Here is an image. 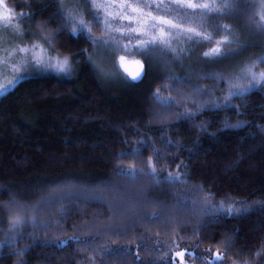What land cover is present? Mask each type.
<instances>
[{"label":"snow or ice","instance_id":"6c2138e0","mask_svg":"<svg viewBox=\"0 0 264 264\" xmlns=\"http://www.w3.org/2000/svg\"><path fill=\"white\" fill-rule=\"evenodd\" d=\"M16 7L0 0V68L10 67L13 73L11 80L0 83V88L11 86L25 73L71 77L79 64L88 66L103 80L127 82L155 77L150 84L149 119L143 123L148 128L155 125L154 131L160 135L156 138L147 132L140 135L139 122L126 127L125 136L118 142L127 147L118 150L115 158L131 156L137 162L113 165L116 176L126 180L110 177L99 184H88L72 176L58 178L41 185L48 190L49 198L37 203L31 197L38 189L31 185L24 188L0 185V196L5 197L0 199V226L6 224L0 238V258L8 249V257H16L12 264H28L24 257L37 239L36 229L46 232L50 223L57 226L60 223L51 218L39 220L40 211L49 204L84 199L100 204L101 209L93 215L97 223L88 226L87 231L65 237L78 245L73 250L78 260L73 264H110L106 259L109 257L121 264H175L179 257L180 264H185V255L206 262L207 257L196 249L205 237L209 220L238 214L242 211L239 206L245 202L239 198L229 201L227 197L217 201L218 193L205 190L204 182L192 183L187 162L175 163L180 159L183 145L173 140L167 130L185 122L204 132L211 123H218L221 129L245 123H230L228 116L209 121L197 118L206 112L215 117L225 109L242 114L240 105L234 101L254 89L264 90V0H168V3L165 0H47L36 7L25 0L19 5L21 11H16ZM45 12L48 13L45 19H36ZM237 14L245 18L247 37L233 25L222 22ZM251 36L260 38L251 39ZM25 37L31 38V43H26ZM206 45H210L207 50L197 52ZM255 48L261 51L236 59ZM133 56L137 58L129 61ZM193 59L201 62V71L194 73L189 67L180 74L172 68L175 63L187 62L190 66ZM130 63L134 70L130 69ZM157 64L160 74L155 72ZM216 64L223 65V69L203 70ZM203 80H211L212 84L200 83ZM161 89H166L167 95ZM130 131L138 135L134 144L127 139ZM173 146L176 151L169 153L167 149ZM145 150L151 154L143 156ZM165 160L168 167L175 164L177 171L157 168ZM138 177L147 179L138 181ZM168 196L178 207L162 199ZM252 203L264 206V199ZM181 212L199 217V223L190 233L183 232L187 221L181 220ZM105 213L106 219L100 220ZM143 226L146 232L159 227L170 239H161L159 232L153 239L148 233L137 238L134 251L133 240L128 237ZM185 237H195L193 251L182 249L173 253L172 249L179 247L178 242ZM24 239L29 243L21 246ZM244 239L245 243L234 247L236 234L226 236L223 253L217 251L212 255L220 264H264V234ZM141 249L157 255L142 256ZM230 251L234 253L231 257Z\"/></svg>","mask_w":264,"mask_h":264},{"label":"trees","instance_id":"16d2710c","mask_svg":"<svg viewBox=\"0 0 264 264\" xmlns=\"http://www.w3.org/2000/svg\"><path fill=\"white\" fill-rule=\"evenodd\" d=\"M30 2L36 7L47 0ZM47 15L45 12L37 15L36 19L43 20ZM76 67L78 71L71 77L52 73L26 76L0 97V185L10 188L31 185L38 189L31 197L33 203L49 198L48 190L41 188L42 184L66 176L76 177L88 184H99L110 177L126 180L125 177L116 176L113 165L119 163L128 166L137 162L131 156L115 158L118 150L127 147L118 141L125 136L129 124L139 122L140 135L145 132L154 138L160 135L154 131L155 125L148 128L143 123L149 119L148 112L152 107L150 84L155 77L127 82L103 80L86 65L79 64ZM172 68L183 74L179 66L172 65ZM155 72L160 74L159 64L155 66ZM161 92L167 95L166 89H161ZM234 103L240 105L242 114L238 115L235 109H225L218 116L213 117L206 112L197 119L209 121L228 116L230 123L245 122L237 127L221 129L218 123H211L207 132H204L197 131L185 122L167 130L173 140H179L183 145L180 159L175 163L180 160L187 162L192 183L204 182L205 190L218 193L217 201L227 197L229 201L239 198L245 202L239 206L242 211L238 214L221 215L209 220L204 229L205 237L196 249L204 257L217 251L223 253L224 238L233 233L236 234L234 247L245 243L246 236L264 234V206L252 203L264 199V90L254 89ZM127 139L134 144L138 135L130 131ZM156 146L160 147L159 144ZM167 151L172 153L176 149L173 146ZM150 154V150L142 153L145 157ZM168 163L165 160L157 168L168 167ZM168 171H177L175 164L168 167ZM146 179L137 178L138 181ZM3 198L0 196V199ZM162 199L178 207L171 196ZM100 209V204L89 203L84 199L49 204L40 211L39 220H59V226L50 223L46 232L40 231L38 227L37 239L24 259L28 264H73L74 260H78L73 251L78 245L65 237H71L74 233L79 235L81 230L87 231L88 226L97 223L93 215ZM106 216L107 213L101 215L100 220H105ZM180 216L181 220L187 221L183 232L190 233L199 223L198 216L184 212ZM145 227L138 228L128 237L133 240L134 251L137 238L142 235L151 233L155 239V234L159 232L161 239H170L159 227H152L147 232ZM173 227L179 231L177 225ZM4 228L6 224L0 226V236L4 234ZM29 231L32 229L29 228ZM196 231L199 233L200 229ZM183 232L180 234L183 235ZM213 236L215 239L211 238ZM28 243L27 239L20 242L21 246ZM178 243L180 246L173 248V253L182 249L192 252L191 245L195 243V237H185ZM205 249L209 251L205 252ZM140 251L142 256L157 255L146 253L143 249ZM7 252L8 249H5L0 264H12L16 259L14 256L8 257ZM228 255L231 257L234 253L230 251ZM106 259L110 264H121L114 257ZM186 260L188 264H220L219 261L205 262L191 255H186Z\"/></svg>","mask_w":264,"mask_h":264},{"label":"rangeland","instance_id":"374dc122","mask_svg":"<svg viewBox=\"0 0 264 264\" xmlns=\"http://www.w3.org/2000/svg\"><path fill=\"white\" fill-rule=\"evenodd\" d=\"M8 4L9 5H12V6H17L16 7V11H21V8L19 7V5H23L25 3V0H21L19 2H11L9 0H7ZM165 3H168V0H165ZM25 11H27L28 9L25 7L24 8ZM223 23H227V24H231L235 27V29L241 33L242 36H249V33H248V30L246 29L245 27V18L243 17V15L241 14H237L235 16H231V17H226L223 19L222 21ZM25 27H27V25H25ZM34 28V27H33ZM99 31V29H97V32ZM218 38V37H217ZM251 39H259L260 37L258 36H251L250 37ZM25 42L26 43H31V38L29 37H25ZM210 45H206L204 47H201V48H198L197 49V52H202V51H205L207 50V47H209ZM261 51L260 48H255V49H249L246 53L243 54V56L241 57H236L237 60L239 59H242L244 57H247L250 53H253V52H259ZM194 56H195V53H194ZM137 57H129V61H131L132 59H135ZM12 63H15V60L12 61ZM173 65H177L179 66V68H181L183 70V73L188 71L189 70V67H192L194 68L195 70H198L201 71V62L200 61H197L195 59H193L191 65L189 66L187 62H185L184 65H181L179 63H175ZM129 67L130 69L134 70V65H132L131 63L129 64ZM223 65H220V64H216V65H212L211 68H207V69H203V70H207V71H212V70H222L223 69ZM262 67H264V65H262ZM191 68V69H192ZM192 71L195 73V71L192 69ZM52 74H55V73H52ZM12 71H11V68L8 67V68H0V83H6L8 80H11L12 79ZM29 75H32L30 73H25L23 74L19 79H17L11 86L9 87H6V88H0V97L5 95L8 91H10L18 82H20L22 79H24L26 76H29ZM200 83L202 84H207V85H211L212 84V81L211 80H203V81H200ZM219 95V94H218ZM4 236V234L2 236H0V238H2ZM186 251V250H185ZM187 252V251H186ZM207 260L209 262H215V261H218L214 258L213 255H209L207 256ZM184 261H185V264H188L189 262L186 260V255L184 257ZM176 263L177 264H180V258L177 257L176 258Z\"/></svg>","mask_w":264,"mask_h":264}]
</instances>
